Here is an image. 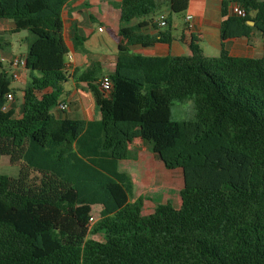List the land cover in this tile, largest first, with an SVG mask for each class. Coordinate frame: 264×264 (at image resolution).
<instances>
[{"label":"trees","instance_id":"trees-1","mask_svg":"<svg viewBox=\"0 0 264 264\" xmlns=\"http://www.w3.org/2000/svg\"><path fill=\"white\" fill-rule=\"evenodd\" d=\"M69 1L0 0V20L28 32L26 68L36 73L20 118L3 110L15 92L0 74V156L22 163L19 177L0 175V264H264V56L233 57L223 46L209 57L196 42L190 56L134 54L171 44V29L151 17L165 3L183 14L189 0H123L106 94L100 64L69 73ZM240 3L248 15L223 22V41L250 36L249 21L264 40V0ZM148 17L155 34L134 24ZM73 76L93 93L99 120L55 115ZM189 101L194 118L174 120L175 104ZM137 129L167 169L183 171L179 209L169 201L145 215L146 198L132 201L133 179L114 151Z\"/></svg>","mask_w":264,"mask_h":264},{"label":"crops","instance_id":"crops-1","mask_svg":"<svg viewBox=\"0 0 264 264\" xmlns=\"http://www.w3.org/2000/svg\"><path fill=\"white\" fill-rule=\"evenodd\" d=\"M122 1L71 0L65 5L62 13L63 35L72 57L71 60L68 59L70 75H73L76 70L85 71L93 63L101 65L100 78L114 73L118 57V32L121 24L120 6ZM240 1L189 0L187 11L180 15L173 13L170 5L165 3L151 18L154 24L160 27L159 17L164 15L167 25L160 28H170L175 39L171 44H156L152 47L133 46L131 52L149 57L190 56L192 52L188 43L196 42L209 57L219 56L224 46L233 57L262 58L264 56L263 32L256 27L254 21H249V25L253 27L250 36L228 38L224 41L222 39V24L229 17L234 16L231 13V7L241 4ZM189 14L194 16L192 27H189L186 21V16ZM249 16L253 19L256 12L250 11ZM149 20L150 17L135 20L134 24L142 21L148 22V26L142 32L144 34L157 33L154 24ZM15 28V23L12 20H0V40H2L0 49L11 45L8 40L5 41L4 36L26 32L15 33ZM100 29L103 30L100 31ZM181 36H185L186 41L181 40ZM24 39L28 48V35ZM0 52V55L7 60L5 63H0V74L3 71L9 74L11 71L10 61L17 56L13 53ZM19 72L20 79L12 81L15 101L9 106V109L15 111L17 118L23 116L24 90L31 78L36 76L35 72L27 68L20 69ZM64 89L62 102L68 103V109L65 111L55 109L54 113L58 119L94 121L101 118L93 93L86 83L79 82L73 76L64 84ZM39 96L41 95L39 94ZM114 154L120 157V170L130 174L133 179L135 190L132 201L139 197L146 198L145 215L153 213L155 205L158 203L172 202L171 194L175 195V186H178L172 172L181 169H167L153 152L152 146L143 143L140 129H137L125 143L119 145ZM183 186L184 177L180 193ZM181 204L182 201L178 206L174 203V206L179 209Z\"/></svg>","mask_w":264,"mask_h":264},{"label":"rangeland","instance_id":"rangeland-1","mask_svg":"<svg viewBox=\"0 0 264 264\" xmlns=\"http://www.w3.org/2000/svg\"><path fill=\"white\" fill-rule=\"evenodd\" d=\"M27 33L28 32H23L21 34H12V35L4 36L5 41L8 40V42H10L11 45L3 47V49H0V51H2L4 54L13 53L16 56H24L28 50L24 39V37L28 35ZM194 113H195V108H194V103L192 101L185 103H176L175 106L173 107L174 120L193 119ZM21 167H22V163L13 164L9 156H0V175H7L9 177L17 178L19 177ZM172 175L175 182L178 183V186L177 185L175 186L176 187L175 195L174 193H172L170 199L173 202V204L175 203L178 206L181 201L180 188L183 183L182 170H177L176 172H172ZM96 211H99V209L96 208Z\"/></svg>","mask_w":264,"mask_h":264},{"label":"built area","instance_id":"built-area-1","mask_svg":"<svg viewBox=\"0 0 264 264\" xmlns=\"http://www.w3.org/2000/svg\"><path fill=\"white\" fill-rule=\"evenodd\" d=\"M231 13L234 16L241 17V18H246L248 15L247 11L245 10V8L241 4L233 5L231 7ZM166 20L167 19L164 15H161L159 17L160 27H164L166 25ZM186 21L188 22L189 27H192L193 22H194V16L191 14L187 15ZM102 30L103 29H100V31H102ZM68 59L71 60L72 57L69 55ZM5 62H7L6 58H4L3 56L0 55V63H5ZM10 65H11V71L9 72L10 78L12 79V81L19 80L20 79L19 70L26 68V55L14 57L10 61ZM67 65L69 67V64H67ZM100 86H101V89L104 93L110 94L112 92L113 82L109 76H104L100 81ZM14 101H15L14 94L9 93L7 95V102H6L5 106L3 107V110H8L10 104L13 103ZM58 109H60L61 111L67 110L68 109V103H65V102L60 103ZM93 222H94V220H93V218H91L90 224H93Z\"/></svg>","mask_w":264,"mask_h":264},{"label":"water","instance_id":"water-1","mask_svg":"<svg viewBox=\"0 0 264 264\" xmlns=\"http://www.w3.org/2000/svg\"><path fill=\"white\" fill-rule=\"evenodd\" d=\"M250 24H253L252 22H250Z\"/></svg>","mask_w":264,"mask_h":264}]
</instances>
